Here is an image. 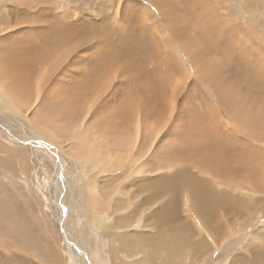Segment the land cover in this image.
<instances>
[{"label": "rangeland", "instance_id": "1", "mask_svg": "<svg viewBox=\"0 0 264 264\" xmlns=\"http://www.w3.org/2000/svg\"><path fill=\"white\" fill-rule=\"evenodd\" d=\"M174 1L0 0V124L18 136L0 132V264H140L147 253L125 251L122 241L133 237L135 246L139 234L199 243L198 252L178 244L174 264H264V0H189L198 34L180 13L185 5L176 0L174 8ZM119 39L135 40L138 59L114 51L125 42ZM159 62L170 79L141 99L133 72ZM134 94L139 121L128 136L120 106ZM35 141L59 151L62 169ZM209 151L221 162L207 160ZM227 165L236 173L221 172ZM158 192L161 200L151 201ZM163 206L176 231L154 225Z\"/></svg>", "mask_w": 264, "mask_h": 264}, {"label": "bare ground", "instance_id": "2", "mask_svg": "<svg viewBox=\"0 0 264 264\" xmlns=\"http://www.w3.org/2000/svg\"><path fill=\"white\" fill-rule=\"evenodd\" d=\"M157 1V3H159L161 0H156ZM184 5H185V7L181 10V14L182 15H188V16H190L191 17V22L189 23L190 24V26L187 24V28H188V30H191V31H193L194 32V34H198V33H201V30L203 29L199 24L197 25L196 24V20H195V18H194V16H193V14H192V11H191V9H190V4H191V2L188 0V2H189V4L187 5V0H180ZM173 2V1H172ZM175 3H171L172 5L171 6H174V8L176 7V5L178 4V2L175 0L174 1ZM180 5V4H179ZM169 6V5H168ZM168 12V11H167ZM56 18H58V16H55ZM209 22V21H208ZM40 23H41V21H40ZM203 23V22H202ZM210 23V22H209ZM211 23H212V21H211ZM218 24V23H217ZM216 24V25H217ZM58 25V24H57ZM220 25V24H219ZM43 26V25H42ZM55 26V25H54ZM209 26V25H208ZM220 26H222V25H220ZM63 27V26H62ZM215 27V26H214ZM45 28H47V27H45ZM223 27H221V29H222ZM57 29H58V27H57ZM212 29V28H211ZM215 29V28H214ZM217 29H218V27H217ZM48 30V29H47ZM136 30V31H135ZM219 32L220 31H222V30H220V27H219ZM217 30V31H218ZM39 31V30H38ZM41 31V30H40ZM131 32H137L138 31V29H136V28H134V29H132V30H130ZM177 31V30H176ZM213 31V30H212ZM26 32H27V30H26ZM60 32V31H59ZM125 32V31H124ZM124 32H122V33H119V32H117L116 33V35L119 37V36H121V37H124V38H126L127 40H128V37H127V35H126V33L128 32H126V33H124ZM196 32V33H195ZM215 32V31H214ZM191 33V32H190ZM208 33V32H207ZM24 34V33H23ZM99 34H100V32H99ZM205 34V33H204ZM25 35V34H24ZM42 35V34H41ZM47 35H49V33L47 34ZM176 35V34H175ZM179 35V34H178ZM181 35V34H180ZM209 35V34H208ZM212 35V37L214 36L213 34H211ZM182 36V35H181ZM210 36V35H209ZM65 37V36H64ZM71 37V36H70ZM178 37V36H177ZM180 37V36H179ZM207 37V36H206ZM215 37V36H214ZM216 37H218V36H216ZM229 37V36H228ZM66 38V37H65ZM195 38L197 39V40H201V41H203V40H205V39H203V38H201V35H200V37H198V35H196L195 36ZM194 38V39H195ZM205 38V37H204ZM218 38H220V37H218ZM217 38V39H218ZM62 39V38H61ZM64 39V38H63ZM177 39V38H176ZM216 39V40H217ZM47 40V39H46ZM56 41H55V43H53L52 45H53V50L55 51V50H57L58 48H59V45L62 43V42H60V38H57V39H55ZM65 40H67V39H65ZM64 40V41H65ZM141 40H142V42H144L145 43V41H147L144 37H141ZM187 40V39H186ZM219 40V39H218ZM48 41V40H47ZM119 41H120V44L123 42V41H125L123 44H122V46L121 45H117L116 46V48L114 49V51L117 49L118 50V47H121V48H124V49H127L128 51H129V57H133L134 59H138V58H136L135 56H133V52H135L138 56H140L141 54V48H140V46H138L137 45V43L135 42V40H134V42H132V41H130V39H129V41L127 42L126 40H123L122 41V39H119ZM178 41H179V39H178ZM227 41V40H226ZM12 42V41H11ZM49 42V41H48ZM149 42V41H148ZM204 42V41H203ZM231 42V41H230ZM230 42H228V44L230 43ZM6 41H5V45H6ZM30 43V42H29ZM116 43V42H115ZM192 43V42H191ZM191 43H189V45L190 46H192V44ZM209 43V41L207 40V42H205V46L207 45ZM217 43V42H216ZM2 44V43H1ZM3 44V45H4ZM182 44V43H181ZM196 44V43H195ZM202 44V43H201ZM210 44V43H209ZM30 45H31V43H30ZM62 45V44H61ZM60 45V46H61ZM112 45V44H111ZM115 45V44H114ZM185 45H187V44H185ZM188 45V47L190 48V46ZM229 45H231V44H229ZM8 46V45H7ZM241 46V45H240ZM20 47V46H19ZM18 47V48H19ZM33 47V46H32ZM44 47H46L45 45H44ZM48 47V46H47ZM111 47V46H110ZM109 47V48H110ZM194 47V46H193ZM192 47V48H193ZM207 47V46H206ZM221 47V46H220ZM242 47V46H241ZM3 48H4V46H3ZM10 48V47H9ZM9 48H8V51H10L11 50V48H10V50H9ZM31 48V47H30ZM222 48V47H221ZM240 48V47H239ZM29 49V48H28ZM38 49V48H37ZM50 49V48H49ZM206 49H208V48H206ZM220 49V48H219ZM1 50V49H0ZM6 50V49H5ZM35 50V49H34ZM222 50V49H221ZM220 50V51H221ZM3 51H4V49H3ZM8 51H6V53L8 52ZM33 51V50H32ZM47 51V50H46ZM133 51V52H132ZM45 52V51H44ZM44 52H42L41 50H38V53H39V57L37 58V61H38V59L40 60H42V58L46 55ZM52 52V51H51ZM124 51H122V53H123ZM202 52H205V51H202ZM213 52V51H212ZM3 53V52H2ZM117 53V52H116ZM206 53V52H205ZM240 53V52H239ZM31 54V53H30ZM33 54V53H32ZM52 54H54V53H52ZM200 54V53H199ZM208 54H209V50H208ZM213 54V53H212ZM28 55V54H27ZM125 55V54H124ZM204 56H206L207 55V53L206 54H203ZM215 55V54H214ZM228 55V54H227ZM38 56V55H37ZM36 56V57H37ZM149 53H147V55H145V54H143V61H144V63H147L148 61H149ZM200 56V55H199ZM202 56V55H201ZM48 57V55L46 56V58ZM151 57V56H150ZM243 57V56H242ZM15 58V57H14ZM32 58V57H31ZM34 58V57H33ZM45 58V59H46ZM107 58H109V57H107ZM116 58V57H115ZM121 58V57H120ZM162 58V57H161ZM160 58V59H161ZM198 58H200V57H198ZM210 58V57H209ZM203 59V58H202ZM205 59V58H204ZM207 59V58H206ZM251 59V58H250ZM40 60V61H41ZM121 59H119L118 61H120ZM141 60V59H140ZM240 60V59H239ZM39 61V62H40ZM47 61V60H46ZM46 61H44V62H46ZM48 61H49V59H48ZM143 61L141 60V62L143 63ZM151 58H150V63H151ZM220 61H224V59L223 60H220ZM42 62V61H41ZM121 62V61H120ZM123 62V61H122ZM130 62V61H129ZM158 62V61H157ZM197 62V61H196ZM211 62V61H210ZM225 62V61H224ZM230 62V61H229ZM16 63V62H15ZM38 63V62H37ZM156 63V62H155ZM0 64L2 65V64H4L3 62L1 63L0 62ZM131 64V63H130ZM34 65H36V64H34ZM167 65V64H166ZM258 65V64H257ZM202 66V65H201ZM209 66V65H208ZM231 67V66H230ZM258 67V66H257ZM144 68H147V67H144ZM165 66L161 63V62H159L158 63V65L157 64H154L153 65V67H150V66H148V68H147V70H143V67H141V65H137V67H136V70H135V72H133L134 73V79H132L133 81L132 82H136V81H138V83H139V81H141V89L139 90V88L137 89V90H139L138 92L139 93H141L140 95L142 96H147V97H149V95H148V92H150L149 90H152V94H159L160 92H161V90H162V88H164V84L167 82V81H169V76H168V74H170V72H169V70L167 71V68H166V70H165ZM203 68H204V66H203ZM133 69V68H132ZM200 69H201V67H200ZM248 70L249 69H246V71L248 72ZM234 71V70H233ZM251 71H253V70H251ZM205 72V71H204ZM232 72V71H231ZM235 72V71H234ZM234 72H232V73H234ZM254 72V71H253ZM212 73V72H211ZM236 73V72H235ZM210 74V73H209ZM85 75V74H84ZM122 75V74H121ZM156 76V79L155 78H152L151 76ZM239 74H237V76H238ZM247 75H249V74H247ZM250 75H252V74H250ZM101 75L99 74V77H100ZM255 76V75H254ZM96 77V76H95ZM239 78V77H238ZM246 78V77H245ZM131 79V78H130ZM129 79V80H130ZM137 79V80H136ZM214 79V78H213ZM240 79H241V77H240ZM248 79H249V77H248ZM247 78H246V80H248ZM250 79H251V77H250ZM212 80V79H211ZM225 80V79H224ZM245 80V81H246ZM252 80V79H251ZM251 80H249L250 82V84H251ZM253 80H254V78H253ZM255 80H257V78L255 79ZM258 80H260V79H258ZM213 81V80H212ZM130 82V81H129ZM214 82V81H213ZM256 82V81H255ZM262 82V81H261ZM90 83V82H89ZM146 83V84H145ZM158 83H160L161 85H162V87H161V89H160V92H159V87L157 86V84ZM221 83H223L222 81H221ZM102 84V83H101ZM133 84V83H132ZM88 85V84H87ZM98 85V84H97ZM126 85V84H125ZM134 85V84H133ZM132 85V86H133ZM135 85H137V84H135ZM164 85V86H163ZM167 85V84H166ZM235 85H237V83L235 84ZM259 85H260V83H259ZM23 86H24V84L22 85V87H21V89H19V90H21L20 91V93L23 95L24 93L22 92V91H24V90H26L25 88L23 89ZM26 86V85H25ZM99 86V85H98ZM124 86V85H123ZM128 86H130V84H128ZM223 86H224V84H223ZM252 87V86H251ZM94 87H93V85H91L90 86V88H89V90L88 91H92V89H93ZM101 88V87H100ZM131 88V87H130ZM136 88V87H135ZM133 89V88H131V91L133 92V93H136V89ZM225 88V87H224ZM23 89V90H22ZM98 89V88H97ZM219 89H221V91H223V87H221V88H219ZM233 89V88H232ZM235 89H237V88H235ZM12 90H14L15 91V89L14 88H12ZM11 90V91H12ZM123 90V92H126V88H124V89H122ZM14 91H12V92H14ZM77 91V90H76ZM75 91V92H76ZM94 91H95V89H94ZM121 91V90H120ZM163 91H165V90H163ZM225 91V90H224ZM233 92H234V90H232ZM236 91V90H235ZM11 92V93H12ZM100 92H102V90H100ZM19 92H17V97H18V95L20 94H18ZM26 93H27V91H26ZM138 93V94H139ZM227 93H229V92H227ZM241 93V92H240ZM13 94H15V92L13 93ZM78 94H79V92H78ZM138 94H134V96H133V99H130V102L125 106V107H123L122 105L120 106V108L121 109H123V111L121 110V118L119 117V121H120V119H121V121L124 119V121H123V123L119 126L120 128H122V127H124V128H127V132H125V134H127L128 136H129V133L128 132H130V129L133 127L132 125H134V124H136L138 121H139V118H138V115H137V110L139 109V111H140V108H138L137 109V107L136 106H138V103L136 102V101H138L139 100V96H138ZM164 94V93H163ZM124 95V94H123ZM128 94L126 93V95H124V96H127ZM131 95V97H132V94H130ZM136 95V96H135ZM233 95V94H232ZM235 95V94H234ZM138 96V97H137ZM143 96L141 97V99L143 98ZM21 97V96H20ZM27 97V96H26ZM127 97H129V95L127 96ZM135 97V98H134ZM24 98V96L22 97V99ZM55 98V97H54ZM138 98V99H137ZM146 98V97H145ZM128 99V98H127ZM223 99H225V101L227 100V96H223ZM144 100V99H143ZM142 100V101H143ZM229 100V99H228ZM26 101V100H25ZM163 102V101H162ZM228 102V105H229V101H227ZM231 102V101H230ZM23 103V102H22ZM146 103V102H145ZM157 103V102H156ZM236 103H238V102H236ZM143 105V103L140 101V104H139V106L140 105ZM235 104V103H234ZM22 105H24V104H22ZM21 105V106H22ZM156 105V104H155ZM168 105V104H167ZM236 105V104H235ZM234 105V106H235ZM25 107V106H24ZM159 108V107H158ZM238 108V107H237ZM17 109V108H16ZM155 109V108H154ZM160 110V109H159ZM237 110V109H236ZM235 110V111H236ZM154 111V110H153ZM167 111V110H166ZM145 112H147V111H145ZM149 113V112H148ZM156 112L154 111V114H155ZM134 114H135V116L136 117H134ZM153 114V113H152ZM153 114V116H156V115H154ZM161 114V113H160ZM160 114H158V115H160ZM149 115V114H148ZM150 115H151V113H150ZM258 115H260V114H258ZM152 116V115H151ZM150 116V117H151ZM159 117V116H158ZM158 117H156V119L158 118ZM246 117V116H245ZM253 117H255V116H252V118ZM146 118H148V117H146ZM155 118V117H154ZM247 118H249V120L251 119L250 117H247ZM165 119V118H164ZM143 120V123L145 122L144 121V119H142ZM158 121L160 120V118L159 119H157ZM163 120V119H162ZM162 120H160V121H162ZM156 121V120H155ZM244 121V120H243ZM253 121H255L254 119H253ZM133 122V123H132ZM147 123H148V121H146ZM121 123V122H120ZM206 123V122H205ZM255 123V122H254ZM130 124V125H129ZM158 124H159V122H158ZM250 125V126H253V123H252V121L249 123V122H247L246 123V125ZM143 124L141 123V126H142ZM256 125V124H255ZM10 126V125H9ZM132 126V127H131ZM245 126V125H244ZM118 127V128H119ZM143 127H145V126H143ZM254 127V126H253ZM252 127V128H253ZM134 128V127H133ZM12 130V129H11ZM134 130V129H133ZM142 130V129H141ZM1 131H3V132H5L6 131V133H8L9 135H10V137H14V138H18V136L17 135H14V132H11V131H9V129L6 127V126H4V125H2V124H0V132ZM206 131V134L208 133V131L207 130H205ZM132 132V131H131ZM250 134H252V133H250ZM254 134V133H253ZM49 136H55L56 135V133L54 134V133H49L48 134ZM131 135V134H130ZM134 135V134H133ZM57 136V137H56ZM55 137H51L50 139H52V140H60V137H59V135H56ZM199 136H200V134H199ZM129 138V137H128ZM127 138V139H128ZM123 139V143H124V140L126 139V137L125 138H122ZM56 140V141H57ZM118 140V139H117ZM120 140H121V138H120ZM128 140H133V139H128ZM127 140V141H128ZM256 140V139H255ZM96 142V141H95ZM119 142V141H118ZM129 142V141H128ZM127 142V143H128ZM134 142V141H133ZM22 144H31L32 142H21ZM34 143V145L33 146H38V147H41V148H43V149H46L47 150V152L48 151H50L51 153H53L56 157H58L60 160H58V162H59V164H58V167L60 168V169H62L61 168V165L63 164V160H62V157L59 155V151H57V149L56 148H53L52 146V148H47L48 146H46V145H44V144H42V143H40V142H38V141H35V142H33ZM116 143V142H115ZM112 144V143H111ZM126 144V143H125ZM129 144H130V142H129ZM116 145V144H115ZM132 145V144H131ZM110 146H112V145H110ZM113 146H114V144H113ZM127 146V145H126ZM37 147V148H38ZM115 147V146H114ZM113 147V148H114ZM123 147V146H122ZM121 147V148H122ZM125 148H127V147H125ZM216 149V150H218V151H220V150H222L223 148L221 147V148H218V147H210L209 149ZM119 149H120V147H119ZM203 149V145H198V146H194L193 148H192V150H190L189 152H191V154H193V153H197V152H199L200 150H202ZM118 150V149H117ZM215 150V151H216ZM45 151V150H44ZM124 152H125V150H124ZM212 152H213V150H212ZM218 155H219V153H218ZM221 155V154H220ZM212 156H214V157H212ZM211 156V154H210V151L208 152V153H206L205 155H204V157L207 159V160H209L210 162H212V163H214V164H217V163H220L221 161H219V160H217L216 158H219V157H217L216 156V158H215V154L214 155H212ZM212 157V158H211ZM222 157V156H221ZM220 157V158H221ZM226 156H223V159L225 158ZM219 158V159H220ZM133 159V158H132ZM243 160H244V158H243ZM171 161V160H170ZM245 161V160H244ZM247 161V160H246ZM171 162H173V161H171ZM240 162H242V161H240ZM229 163V162H228ZM247 163V162H246ZM193 164L195 165V166H197L199 169H202L203 168V170H206V167L207 166H199L198 164H196L195 162H193ZM242 164H245V162L244 163H242ZM232 165V164H231ZM64 166V165H63ZM194 166V167H195ZM225 166H226V164H225ZM223 167L222 169H221V172L223 171V172H225V170H227V173L226 174H235L236 173V168H233V169H235L234 171H231L230 170V166H228V167ZM235 167H237V166H235ZM238 174H240L242 171L243 172H245L244 171V168L240 165V166H238ZM59 169V170H60ZM231 169H232V167H231ZM232 169V170H233ZM249 169V168H248ZM229 171V172H228ZM183 172H186V171H184L183 170ZM242 172V173H243ZM248 172L249 173H251L252 171H250V170H248ZM246 173H247V171H246ZM255 173V172H254ZM244 174V173H243ZM256 174H259V173H257V171H256ZM61 176V175H60ZM60 180V179H59ZM167 185H169V184H167ZM158 188H160V187H158ZM166 189V188H165ZM156 190H157V188H156ZM163 190V189H162ZM161 192V191H160ZM168 193V192H167ZM162 194L160 193L159 194V192L157 193V194H155L152 198V200L151 201H154V202H156L157 200H159L161 197ZM192 195H193V193H192ZM209 198V197H208ZM161 200V199H160ZM223 201V200H222ZM210 202H211V200H210ZM213 202V201H212ZM166 204V203H165ZM168 204V203H167ZM221 204V205H220ZM220 204L218 203V202H213V207H215L216 208V206H218V208L220 207V209H221V207L223 206V203L222 202H220ZM151 205V204H150ZM200 205H202V199L200 200V202H199V204L197 205V207H200V208H198L199 210H201V212L203 211V213H204V210H203V208H201V206ZM169 206V205H168ZM168 206H163V208L161 207V209H159V211L158 212H156V214L155 215H152V220H153V223H154V225L156 226V227H159V228H163V229H169V230H175L176 231V229H178V228H176V227H174V226H176L177 224H173L172 222H170V220H169V218H168V216L166 215V214H164L167 210H168ZM205 206V205H204ZM207 207L209 206V205H206ZM170 208V207H169ZM214 209V208H213ZM212 209V210H213ZM215 210H217V209H215ZM164 212V213H163ZM210 215V214H209ZM210 219V218H209ZM212 220V219H211ZM185 226H186V228H189V226L188 225H186V224H184ZM179 228H180V226H179ZM191 229V228H190ZM164 231V230H163ZM167 231V230H166ZM188 231V230H187ZM190 231V230H189ZM174 232V231H173ZM164 233V232H163ZM142 234V233H141ZM147 234H143V235H138L139 236V241H138V243L135 245V246H133V242L132 241H134V240H136V239H134L133 237H131V239H127L126 237V239L125 240H122L124 243H125V245H126V248H123V247H121V248H123L125 251H129V252H131V253H139V252H146L147 253V255L146 254H144V255H146V256H144V258L141 260V263L140 264H174V262H173V258H176L174 255L176 254L177 255V251H178V244H181L182 245V247L183 248H185L186 249V247H189L190 249H191V251L192 252H194V251H196V252H198L197 250H194V249H196V247H197V245L199 244V243H196L195 245H193L194 243H192V244H190V243H188V241L186 242V245L183 243V240L181 239V237H180V239H176L175 238V240H177V241H179V243L177 242V245H175V244H173L174 242L171 240V238H169V242H162V241H164V239H165V237H164V235L162 234L161 235V242H159V241H154L153 239H150V238H153L152 237V235H149V237L148 236H146ZM199 234H197V236H198ZM65 236V235H64ZM158 236V235H157ZM66 238V237H65ZM140 238H141V240H140ZM174 238V237H173ZM142 239H144L143 241H142ZM187 239V238H186ZM198 239H199V237H198ZM201 239V238H200ZM203 239V238H202ZM189 240V239H188ZM68 240H67V238L65 239V242H67ZM203 241H204V239H203ZM202 240H201V242H200V244L203 246V248L206 246V243L205 242H203ZM123 242H121L122 244H123ZM191 242V241H190ZM152 244V245H148V244ZM160 243V244H159ZM183 243V244H182ZM144 245H145V247L146 246H148V247H144ZM160 245H163V247H160ZM120 248V249H121ZM130 248V249H129ZM141 248H144V249H142L141 250ZM175 248V250H173ZM79 250V249H78ZM199 250V249H198ZM190 251V252H191ZM252 252V251H251ZM179 253V252H178ZM181 253H182V251H181ZM116 254H118V250H117V253ZM135 254V255H136ZM161 254V256H162V261H160L157 257L159 256ZM180 254V253H179ZM185 254V253H184ZM184 254L182 253V255L184 256ZM143 255V254H142ZM181 255V256H182ZM187 255V254H186ZM138 256H140V258L138 257ZM138 256H136L137 258H139V259H141V255L139 254ZM183 256H182V258H183ZM253 256V255H252ZM101 257V256H100ZM186 256H184V258H185ZM188 257V256H187ZM260 256H257V257H255V259H254V261H255V263H258L259 261H260V259L261 258H259ZM99 258V257H98ZM177 258H178V256H177ZM186 259V258H185ZM138 260V259H137ZM181 259H180V257H179V260L178 261H180ZM187 260V259H186ZM140 261V260H139ZM177 261V260H176ZM183 261V260H182ZM178 263V262H177ZM121 264V263H120ZM179 264V263H178ZM181 264H182V262H181ZM242 264H244V263H242ZM246 264V263H245ZM253 264V263H252Z\"/></svg>", "mask_w": 264, "mask_h": 264}]
</instances>
